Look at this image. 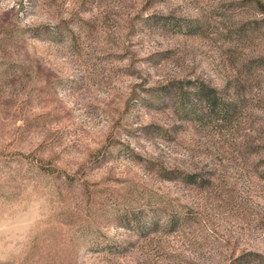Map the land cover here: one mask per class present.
Returning a JSON list of instances; mask_svg holds the SVG:
<instances>
[{"label":"rangeland","instance_id":"1","mask_svg":"<svg viewBox=\"0 0 264 264\" xmlns=\"http://www.w3.org/2000/svg\"><path fill=\"white\" fill-rule=\"evenodd\" d=\"M0 264H264L255 0H0Z\"/></svg>","mask_w":264,"mask_h":264},{"label":"trees","instance_id":"2","mask_svg":"<svg viewBox=\"0 0 264 264\" xmlns=\"http://www.w3.org/2000/svg\"><path fill=\"white\" fill-rule=\"evenodd\" d=\"M255 2L264 11V1L263 0H255ZM40 165L42 168H44L48 171H59L60 170L56 166L45 164V162L42 161L41 159H40ZM63 172H65V174L69 175V173H67L66 171H63Z\"/></svg>","mask_w":264,"mask_h":264}]
</instances>
